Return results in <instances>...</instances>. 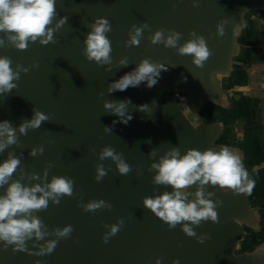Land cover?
<instances>
[{
    "label": "water",
    "instance_id": "water-1",
    "mask_svg": "<svg viewBox=\"0 0 264 264\" xmlns=\"http://www.w3.org/2000/svg\"><path fill=\"white\" fill-rule=\"evenodd\" d=\"M196 2L197 7H193V0H56L57 16L51 27L67 17V22L54 33L56 43L41 46L38 41L30 42L26 50L20 51L6 42L0 48V57L12 60L13 70L17 64L29 68L27 74H20L19 81H14L15 89L0 95V122L8 121L18 128L22 121L32 118L34 108L50 118L39 129L28 130L27 135L17 132L20 146H10L0 154V163L13 152L21 158L19 169L25 173L43 177L51 164L46 182L50 183L53 176L75 181L72 197L62 198L59 205L50 201L46 210L36 213L50 232L71 225V237L61 239L54 251L45 256L28 255V251L39 250L32 247L34 240L27 242L26 252H13L11 246L4 250L0 242V264H156L157 259L161 264H173L177 259L180 264H264V255L259 253L264 249V202H259L261 198L252 201L254 188L250 194L237 195L230 189L220 191L218 186L205 188L215 193L213 202L219 199L223 204L216 209L218 223L204 221L193 228L197 236L210 237L203 244L187 237L182 225L168 229L142 205L145 197L172 191L169 186L153 184L156 173L148 171L151 163L172 147H178L183 155L191 149L218 151L228 147L234 152L243 151L240 146L244 145L220 143L224 135L220 123L195 125L174 94L157 93L155 86L148 88L141 83L123 92H107L111 83L148 58L168 68L160 73L158 81L169 90L184 89L191 110L200 111L207 103L229 116L241 110V104L231 100L225 88L239 72L235 59L246 56L247 17L253 11H264V0ZM99 18L111 24V31L106 34L112 47L111 72L105 71L108 65L98 66L82 54L83 41L90 31L87 25ZM222 21L226 23L220 37L217 24ZM143 23L150 26V31L143 32L138 46L125 47L131 26L140 27ZM161 28L182 33L178 46L195 31L205 38L212 56L203 68H198L191 56H181L176 49L162 44L152 45L148 37ZM123 58H127L128 66L120 68L118 62ZM34 63L38 67H31ZM123 100L131 101L127 115L132 119L127 124L103 108L105 101ZM141 105H147L149 111H139ZM105 126L112 133H105ZM41 146L42 155L29 156L33 148ZM106 146L122 154L132 168L130 173L120 175L110 159L98 160ZM153 149H157V156L149 159L148 153ZM244 153L250 160L248 147ZM98 163L110 169L100 183L94 179ZM19 169L13 180L20 179ZM20 182L31 187L40 181H29L25 176ZM3 192L0 189V195ZM93 200L110 203L112 210L93 214L78 207ZM121 218L123 228L107 244L103 243L102 236L108 231L104 225L116 224ZM248 229L258 238L255 250L238 254ZM51 239L55 237H46L39 243Z\"/></svg>",
    "mask_w": 264,
    "mask_h": 264
},
{
    "label": "clouds",
    "instance_id": "clouds-1",
    "mask_svg": "<svg viewBox=\"0 0 264 264\" xmlns=\"http://www.w3.org/2000/svg\"><path fill=\"white\" fill-rule=\"evenodd\" d=\"M197 6L196 0H193V7ZM56 16V0H0V34H3V38H0V48L5 47L6 42L20 51L26 50L30 42L38 41L41 46L56 43L54 33L67 22V17H62L55 27H51ZM224 23L226 21L217 24V35L220 37L224 35ZM87 27L90 31L83 41L82 54L88 61L95 62L98 66L108 65L105 71L111 72L112 47L106 35L111 31L109 20L99 18ZM146 30L150 31L147 23H143L140 27L133 24L128 33L129 38L125 41V47L138 46ZM189 37L182 46H178L182 33L161 28L148 39L152 45L162 44L165 48L176 49L181 56H191L192 63L198 68H203L205 62L212 56V52L203 36L192 31ZM118 64L120 68L127 67V58L119 60ZM11 65L12 60L9 57H0V95L9 94L17 87L14 81H19L20 74H27L29 71V68L22 67L20 64H17L13 70ZM31 67H38V64L34 63ZM167 70L164 64L154 63L148 58L143 59L133 71L111 83L107 92H123L129 87H138L141 83H146L148 88H153L158 82L160 73ZM130 104V100L105 101L103 108L106 113L117 116L119 122L127 124L132 119L131 115H127ZM138 110L148 112L149 108L147 105H141ZM49 120L48 115L34 108L32 118L22 121L18 128L13 127L8 121L0 122V154L10 146H20L17 132L21 136L27 135L28 130L39 129L42 123ZM116 122L113 121V124ZM103 130L105 133H112L110 127L105 126ZM147 142L150 143V141ZM43 151V146L33 148L29 156L42 155ZM156 156L157 149L148 153L149 159ZM106 159H110L115 164L120 175H127L132 171L131 166L122 158V154L117 153L110 146L101 149L98 155L99 161ZM20 164L21 158L13 152H9L7 158L0 163V189H4L3 194L0 195V242L3 243L4 250L11 246L13 252H26L27 242L34 240L36 243H33L32 247L39 250L28 251V255H50L61 239L71 237L74 229L68 225L62 229L55 228L50 232L36 213L46 210L50 201L54 205H59L62 198L72 197L75 181L66 176H53L48 183L46 181L51 164L44 170L43 177L25 173L23 169H19ZM18 169L20 179L13 180V175ZM108 171L110 169H105L102 163H98L95 181L102 182ZM148 171L156 173L152 179L153 184L169 186L172 191L145 197L142 201L144 209L149 210L170 230L175 229L177 225H182V232L189 238H195L199 244H203L210 237L206 234L197 236L193 228L200 226L204 221L218 223L216 209L223 204L219 199L213 202L211 197L215 193L205 191V186H218L220 191L230 189L234 195L250 194L254 187V182L249 179L241 157L228 147L218 151L212 148L204 151L191 149L183 155L178 147H172L157 162L151 163ZM25 176L29 181L40 182L29 187L20 182ZM193 185H198V189L194 193L195 198L190 201L183 190ZM78 207H81L85 213L93 214L103 209L112 210V205L104 200L78 204ZM123 226V218L116 224H105L104 227L108 231L102 236V242L107 244ZM49 236H54L55 239L46 240L43 244L39 243ZM177 246L180 247V245ZM259 253L264 255V249H260ZM156 264H161L160 259H157ZM173 264H180V262L177 259L173 261Z\"/></svg>",
    "mask_w": 264,
    "mask_h": 264
},
{
    "label": "rangeland",
    "instance_id": "rangeland-1",
    "mask_svg": "<svg viewBox=\"0 0 264 264\" xmlns=\"http://www.w3.org/2000/svg\"><path fill=\"white\" fill-rule=\"evenodd\" d=\"M231 86L227 82V90L228 87H231L230 91L233 95L229 97L238 100L248 99L251 105H253L254 110L249 108L250 116L242 115L244 109H242L241 115L235 117L229 116L221 108H217L212 103H207L200 111H193L188 105L187 94L184 89L169 90L164 88L158 81L155 85V90L157 93L174 94L180 100L184 110L195 125L212 122L220 123L224 128V135L220 143L221 141H226L232 146L244 145L246 148L247 142L253 141L259 153L254 161L245 158V150L235 151V153L241 157L243 166L249 174V179L254 182L252 201L255 202L261 198L259 202H264V196H262L264 195V63H262L257 72H251L250 89L247 88L241 91L234 84H231ZM228 94H230L229 91ZM246 103L250 105L248 102ZM246 155L248 156L247 152ZM197 189L198 185H193L183 191L188 195L189 200H193L195 198L194 193ZM257 239L253 231L248 229L246 238L240 244L237 253L241 254L254 251Z\"/></svg>",
    "mask_w": 264,
    "mask_h": 264
},
{
    "label": "crops",
    "instance_id": "crops-1",
    "mask_svg": "<svg viewBox=\"0 0 264 264\" xmlns=\"http://www.w3.org/2000/svg\"><path fill=\"white\" fill-rule=\"evenodd\" d=\"M247 20L249 27L244 39L246 56L242 59H235V64L238 66L239 74L235 80L228 81L229 86L234 84L235 87L239 88L241 91H244V89L247 88L250 89L251 72H257L260 69L262 63H264V11H253L249 13ZM231 87H228V90L227 87L225 88L227 94L229 91V96H233L230 91ZM230 99L233 101L238 100L232 99L231 97ZM238 102H248L251 108H254L248 99L238 100ZM245 111L249 112V108H245Z\"/></svg>",
    "mask_w": 264,
    "mask_h": 264
},
{
    "label": "trees",
    "instance_id": "trees-1",
    "mask_svg": "<svg viewBox=\"0 0 264 264\" xmlns=\"http://www.w3.org/2000/svg\"><path fill=\"white\" fill-rule=\"evenodd\" d=\"M238 74H239V72H238ZM238 74H237L236 76L233 77V80H235V79L237 78ZM239 103L241 104V110L238 111V113L233 114V115H235V116H237V115H241V114H242V109H244L242 115H243V116H245V115H246V116H250V115H251V114H250V111L247 113V111H245V108H250V109H251V106L248 105L247 103H243V102H239ZM252 110H253V109H252ZM246 113H247V114H246ZM249 142H251V143H248L247 146H246V148L248 147V148L250 149V151H251V154H250V160H251V161H254L259 153H258V150L256 149V147L254 146L253 141H249ZM221 143L230 144V143H228V142H226V141H221ZM236 146H237V145H236ZM246 148H245V146H240V149H242V150H243V149L245 150Z\"/></svg>",
    "mask_w": 264,
    "mask_h": 264
}]
</instances>
